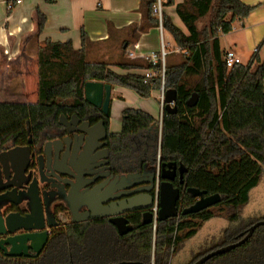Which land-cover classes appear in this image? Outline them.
Segmentation results:
<instances>
[{
  "label": "trees",
  "instance_id": "obj_1",
  "mask_svg": "<svg viewBox=\"0 0 264 264\" xmlns=\"http://www.w3.org/2000/svg\"><path fill=\"white\" fill-rule=\"evenodd\" d=\"M16 2L6 1L8 16ZM155 3L156 0H139V33L131 42L120 44L121 56L115 63L86 60L92 43L84 30L80 33L79 50H74L69 42L45 40L38 45L36 102H0V153L28 145L32 153L40 154L46 141L65 135L60 116H75L90 125L102 120L115 159V174L135 173L140 167H154L157 162L182 165L186 170L182 176L184 184L178 179L173 181L180 193V211L196 201L186 192L188 188L204 191L206 196L217 194L220 202L198 213L156 221L154 229L152 224L143 225L141 213L136 212L128 217L132 229L123 236L105 219L69 223L52 232L38 257L0 256V264H149L151 258L154 264H167L170 250L177 253L206 222L215 218H225L230 223L239 220L250 192L260 183L264 164V61L258 57L259 45L246 65L227 68L219 39L232 31L235 21L246 19L259 5H246L240 0H183L175 11L185 34L165 14L160 20L156 17ZM173 5V0L162 3V7ZM35 16L34 36L38 38L45 16L38 10ZM159 26L173 39L181 62L170 63L165 56L163 63L159 54L156 59H127L126 50L139 34ZM107 31L110 40L115 32L110 23ZM111 67L125 72L145 71L151 76L117 74ZM191 76L199 80L188 87L182 77ZM87 82L128 89L142 99L150 98L153 92L173 89L177 95L176 112L169 114L163 108L159 125L150 114L125 108L121 112L120 132L110 134V107L103 114L86 102ZM192 94L197 95L196 105L187 107ZM219 263L264 264V226L257 228L242 246L205 264Z\"/></svg>",
  "mask_w": 264,
  "mask_h": 264
},
{
  "label": "water",
  "instance_id": "obj_2",
  "mask_svg": "<svg viewBox=\"0 0 264 264\" xmlns=\"http://www.w3.org/2000/svg\"><path fill=\"white\" fill-rule=\"evenodd\" d=\"M111 91L112 86L109 84L87 82L84 86V98L90 105L107 114ZM176 96V91L173 89L164 93L165 112L169 114L176 112L174 107ZM196 102L197 95L192 94L186 106L194 107ZM79 123L75 116L70 119L60 116L59 124L64 127L67 136L62 140L46 142L39 155L32 153L28 145L0 153V169L6 172L11 169V173L3 179L0 178V192H3L0 194V209L5 203L18 204L12 199L17 190H23L30 208L25 216L16 213L2 216L0 213V251L5 257L18 258L22 255L27 257L28 250L33 252L34 257H38L48 242L47 230L59 226L55 216L44 212L42 208L39 188L47 183V180L42 178L44 172L46 177L53 179L59 178V175L64 176L60 171L62 169L69 172L68 179L65 180L67 190L64 192L63 201L70 215V223L107 219L119 236L126 235L132 229L123 216L125 214L139 212L143 225H153V214L150 210L155 203L156 221H165L198 213L220 202L221 198L217 194L206 196L204 191L188 188L186 192L196 201L180 211L177 207L180 193L173 186V181L177 178L183 185L182 176L186 170L182 165L176 166L174 163L158 164L151 171L142 174L110 176L103 183L94 185L98 179H104L97 176L102 159L98 156L100 151L97 150L102 145L95 143L105 140L107 131L102 120L94 126H89L86 122L77 126ZM27 129H29L28 124ZM28 143H31L30 139ZM31 161L35 170L29 172ZM81 209L85 211L81 212ZM261 226H264V221L254 223L238 236L239 240L202 256L193 264H205L214 257L242 246Z\"/></svg>",
  "mask_w": 264,
  "mask_h": 264
},
{
  "label": "crops",
  "instance_id": "obj_3",
  "mask_svg": "<svg viewBox=\"0 0 264 264\" xmlns=\"http://www.w3.org/2000/svg\"><path fill=\"white\" fill-rule=\"evenodd\" d=\"M6 1L7 0H0V75H5V80L7 81L6 74H10L8 68L12 66V63L18 66V68L23 66L21 61H24V58L21 60L19 58L20 56L33 59V70L36 76L34 82L28 87L33 89V94H37L38 79L37 56L34 47L37 49V46L42 45L45 40L54 43L69 42L74 50H79L81 48L80 33L81 30H84L92 43L88 49L112 48L113 54H115L114 50L117 45H120L126 40L131 42L135 34L139 33L138 27L141 22V14L138 10L139 0H20L21 3L15 5L9 16L6 14ZM165 1L166 0H162L163 3ZM240 1L246 5H259V7L246 19L233 23L232 27L235 23L240 26L237 31V37L239 36V39L236 40L237 37H235L230 45L234 47V49H237L238 41L240 43L246 42L251 47L249 51L251 59L254 51L259 45L264 48V0ZM182 2L183 0H173V6L163 7V14L169 17L171 22L186 34L187 31L175 11L176 5ZM36 10L45 16L44 28L38 38L34 36L36 31ZM108 23L113 26L115 31L110 40L108 39L107 31ZM132 26L135 27L130 29ZM233 31L234 28H232L230 33L220 36L219 43L223 54L226 52H234L236 54L233 48L226 49L225 47V49H222L221 47V37H227L232 34ZM165 33L166 32L161 26L140 33L139 37L135 40L136 42H134V44L132 43L125 53L127 55V53L132 52L133 56L126 58L129 60L149 57L156 59L155 56L161 53L162 47L171 49L173 53L169 54V56L173 54L176 55V47L173 39L167 33L168 39L167 42H165ZM260 50L261 49L258 51L259 60L264 61L260 58ZM109 55L110 54H106V57H109ZM174 59H176L174 55L169 57L171 63H176L173 61ZM241 65H243L242 62ZM111 70L117 74L135 73L144 75V73H146L145 71L125 72L115 67L114 69L111 67ZM16 72L21 74L22 70L19 68ZM28 88L26 86L23 93L10 94V92H7L9 94L4 96L3 91L8 89V86H6L4 82L2 85L0 84V102L11 103L9 100H6V97L9 96L26 98V96H29ZM126 90L127 89L117 86L112 87L108 125V132L110 134H117L121 130V126L117 127V125H111L113 108L117 104L121 105L120 114L125 108H130V104L128 103L129 99L126 98L128 97L126 95ZM158 94L159 92H153L149 99L156 101ZM24 103L27 104L25 100ZM152 117L157 120L156 116ZM65 221L62 219L64 225L66 224ZM69 223L70 222H68V224Z\"/></svg>",
  "mask_w": 264,
  "mask_h": 264
},
{
  "label": "rangeland",
  "instance_id": "obj_4",
  "mask_svg": "<svg viewBox=\"0 0 264 264\" xmlns=\"http://www.w3.org/2000/svg\"><path fill=\"white\" fill-rule=\"evenodd\" d=\"M203 22H200L199 25L202 26ZM239 25L235 23L233 26L234 31L229 36H223L221 37V47L222 49H228L233 48L231 47L230 43L235 37H237V31L239 29ZM241 37V36H240ZM168 34L165 33V39L164 41L167 42ZM239 39V36L236 40ZM37 46V45H36ZM107 48V47H106ZM100 48V49H87L86 54V60L89 62H99V61H106L108 63H115L118 61V59L121 56V47L120 45H117V47L114 50L112 48ZM232 49V50H233ZM260 58L264 60V48H260ZM34 50L36 51L35 47ZM108 50V51H107ZM251 50L250 45H248L246 42L240 43L238 41V47L237 49H234L233 51L236 52L237 57L241 60L243 65H246L250 60L249 51ZM116 51V52H115ZM176 51V50H175ZM106 52V53H105ZM170 52V53H168ZM165 56H168L167 59L169 60L170 56H175L176 59L173 61L176 63L181 62V56L180 52H178L176 55H170L173 53L171 49H168L167 47L164 49ZM106 54H110L109 57H106ZM161 58V53H158ZM124 55V54H123ZM125 57V55H124ZM21 60L24 58V61H21L23 63V66H20L19 68L22 70L21 74L17 73L16 71L19 70L18 66L12 63V66L8 69L10 70V74H6L7 81L5 80V75H0V83L1 85L5 82L6 86H8V89L3 91V95L6 96L10 92V94H16V93H23V90L31 83L34 82L35 79V72H34V65H33V59L28 57H19ZM166 58V57H165ZM162 61V60H161ZM262 62V61H261ZM15 63V62H14ZM164 63V61H163ZM171 63V62H170ZM114 69V67H113ZM22 75V76H21ZM182 80L187 84L188 87L194 86L196 82H198V77H182ZM9 90V91H7ZM128 100V103L130 104V108L138 109L145 111L147 113H150L152 116L157 117V122L160 125L161 122V116L163 109L161 111L160 109V97L161 92H159L156 101L153 99H142L138 97L133 91L126 90ZM28 94L29 96H26V98L23 97H6V100H9V102L14 103H24V100L26 103H35L36 102V93L33 94V89L28 88ZM27 93V92H26ZM35 96V97H34ZM11 97V98H10ZM34 100V101H33ZM33 101V102H32ZM120 108L121 105L117 104L113 108V116H112V122L111 125H117L121 126V114H120ZM159 152L158 144H157V153ZM61 219H64L65 225L68 224L69 220L66 216V214H62L59 216ZM264 164H262V175L261 180L258 186L253 189L249 194V202L248 204L240 211V218L237 222L230 223L225 218H217L210 220L203 224L202 228L197 232V234L191 238L190 240L186 241L180 248V250L177 253H173L172 251L169 252V258L168 263L170 264H193L198 259H200L203 255H206L216 249L225 247L229 245L231 239L237 238L241 233H243L246 229H248L251 225L258 221H264ZM68 220V221H67ZM63 223L61 224V228L65 226ZM154 229V228H153ZM221 263V262H220ZM219 263V264H220Z\"/></svg>",
  "mask_w": 264,
  "mask_h": 264
},
{
  "label": "flooded vegetation",
  "instance_id": "obj_5",
  "mask_svg": "<svg viewBox=\"0 0 264 264\" xmlns=\"http://www.w3.org/2000/svg\"><path fill=\"white\" fill-rule=\"evenodd\" d=\"M79 122L80 123L77 126H80V124L85 123L86 121L79 120ZM86 123H88V122H86ZM94 125H90L89 124V126H94ZM66 136H67V132L65 130V135L63 137L57 138V139H54V140H62ZM54 140H49V141H54ZM46 142H48V141H46ZM95 144H101L102 145L97 150V151H100L98 156L102 157V159L100 160V164H99L100 167L98 168L99 171L97 172V176L99 178L100 177H104V179H98L96 181V183L94 184V185H98V184L103 183V181L105 179L109 178L110 176L115 177V176H118V175H121V174H115L113 172V167H114V162L113 161H115V159L112 157L110 149H109L108 136H107V138L105 140L97 141ZM104 150H106V152H103ZM32 165H33V162L31 161V164L29 165V168H28L29 172L35 170V167H33ZM157 165H158V162H157L156 166ZM156 166H154V167H152V166L151 167H148V166L140 167L139 170L136 171L135 173L142 174L143 172L151 171ZM60 171L64 174V176L59 175V178H57V179H53V178H51L49 176L46 177V174L44 172L43 175H42V178L47 180V183L41 185L40 188H39L40 192H41L40 197H41V201H42L43 211L49 213L50 215H54L55 219L59 223V226H57L56 228L47 230L49 237L51 236V234H52V232L54 230L61 228L60 226L62 224V219L59 216H61L62 214H66V216H67V218H68V220L70 222V215L66 211L67 210L66 203L63 201L64 192H66V190H67V187H66V184H65V180L68 179L67 175H69V172L67 170H65V169H62ZM8 173H11V169L10 168L7 170V172L6 171H2V169H0V178L3 179V177L8 175ZM2 193L3 192H0V194H2ZM12 199L15 202H18V204L14 205V204H11V203H5L0 209V213H1L2 216H6L7 214H10V213H16V214H19L21 216H25V215H27L29 213V210H30L29 204H28V201H27V199H26V197L24 195L23 190H17L15 196H13ZM80 211L84 212L85 209H81ZM132 214H134V213L125 214L123 216H124L125 219L128 220V217H130V215H132ZM99 220H102V219L89 220V221H99ZM105 220L108 222L107 219H105ZM128 224H129V222H128ZM18 234H20V232ZM27 253H28L27 257L22 255L21 257H18V258L34 257V254H33V252L31 250H28ZM0 256H4L3 252H1V251H0Z\"/></svg>",
  "mask_w": 264,
  "mask_h": 264
},
{
  "label": "built area",
  "instance_id": "obj_6",
  "mask_svg": "<svg viewBox=\"0 0 264 264\" xmlns=\"http://www.w3.org/2000/svg\"><path fill=\"white\" fill-rule=\"evenodd\" d=\"M20 2H21L20 0H17L16 3L19 4ZM162 3H163L162 0H156V3L154 5V7H153V12H154V14L156 15V17L159 20L161 19V16H162V13H163ZM164 49L165 48L162 47V50H161V60H162V62L164 61V57H165ZM175 52L178 53L179 51L177 50ZM132 56H133L132 52H129L126 55L127 58H130ZM223 60H224L225 65H226L227 68H232L235 65H241L240 59L237 57V55L234 52H226L224 54ZM144 76L146 78H148V77L151 76V74L149 72H146V73H144ZM163 108H164V92L161 91V97H160V109H161V111H162ZM150 211L153 214V220H154L153 228H154L155 227V221H156V218H157V205H156V203L154 204V206L151 208ZM170 251H172V249ZM149 264H154L153 258L150 259ZM168 264H170V263H168Z\"/></svg>",
  "mask_w": 264,
  "mask_h": 264
},
{
  "label": "bare ground",
  "instance_id": "obj_7",
  "mask_svg": "<svg viewBox=\"0 0 264 264\" xmlns=\"http://www.w3.org/2000/svg\"><path fill=\"white\" fill-rule=\"evenodd\" d=\"M20 3H21V2H20ZM20 3H19V4H20Z\"/></svg>",
  "mask_w": 264,
  "mask_h": 264
}]
</instances>
